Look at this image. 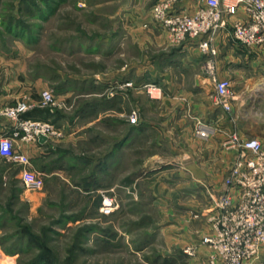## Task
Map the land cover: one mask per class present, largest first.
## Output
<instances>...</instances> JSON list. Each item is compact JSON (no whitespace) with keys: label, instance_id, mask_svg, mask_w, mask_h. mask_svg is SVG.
Wrapping results in <instances>:
<instances>
[{"label":"rangeland","instance_id":"rangeland-1","mask_svg":"<svg viewBox=\"0 0 264 264\" xmlns=\"http://www.w3.org/2000/svg\"><path fill=\"white\" fill-rule=\"evenodd\" d=\"M156 1L0 0V80L7 87L19 84L20 100L37 101L41 89L52 88L61 107H56L60 122L53 123L64 130L66 122L83 124L104 136L107 146L112 144L113 130L121 138L129 126L136 130L123 161L52 165L53 172L43 175L40 189L24 187L17 165L2 161L0 264H192L184 249H169L160 224L166 222L169 209L193 203L203 194L212 204L207 212H212L214 199L221 193L215 186L224 184L228 171L212 180L196 178L185 166L186 180H195V193L191 188L179 192L178 186L185 184L173 178L180 160L173 156L180 150L184 129L176 124L168 128L165 123L162 90L156 81L165 68L162 56L182 42L171 39L152 19L149 9ZM174 2L179 10L184 1ZM154 27L165 33L149 31ZM125 28L134 32L125 55L128 51L133 63L132 85H125L130 80L109 82L105 87L94 85V80L113 78L112 74L120 71L124 56L119 55L120 38L115 35ZM160 32L166 36L163 42L156 39ZM214 39L215 35L212 43L218 54ZM217 54L216 72L220 75ZM173 66L171 63L167 69L171 72ZM196 71L202 82L206 81L209 93L214 91L204 61ZM148 79L156 83L146 82ZM147 84L157 88L150 92ZM184 86L194 89L189 81ZM114 90L127 94L119 97L118 108H114L120 113L118 119L110 116L111 109L105 110L104 99ZM254 103L264 113V96ZM190 114L188 111L185 117ZM261 118L264 121V114ZM197 122L203 120L194 119L193 134ZM256 127L264 131V125ZM214 131L213 127L210 134ZM235 131L224 130L221 147L231 149L224 141ZM152 155L165 158L152 163L148 159ZM155 182L165 186V196L154 192ZM105 198L113 202L108 213L101 209ZM190 213L195 218L201 214L196 209Z\"/></svg>","mask_w":264,"mask_h":264},{"label":"crops","instance_id":"crops-1","mask_svg":"<svg viewBox=\"0 0 264 264\" xmlns=\"http://www.w3.org/2000/svg\"><path fill=\"white\" fill-rule=\"evenodd\" d=\"M183 1L180 4L181 8H193L197 3V0ZM243 17L242 10L229 16L225 27L217 31L214 39L216 47H218V73L222 77L230 79L234 77L232 80L234 99L231 101L230 111L225 110L220 104L216 103L215 90L209 93L210 91L206 89V81L203 83L201 75L196 71V67L206 58V55L201 52L198 46V39H187L180 45L173 47L171 52H167L162 56V66L165 68L158 73L159 76L156 81L160 90H162L160 100L165 105V107H162L161 113L166 115L164 120L167 126L176 124V128L182 127L181 129H184L182 133L183 140L179 144L180 150L177 155L173 156L180 158L178 165L174 166L178 173L174 171L173 178L185 184L182 187L181 185L178 186L180 188L179 192L181 189L189 191L190 188L193 190L191 192H196L193 184L195 180L190 182L186 180L185 166L194 172L196 178L205 176L214 178L220 173L228 171L234 159L235 151L221 147V142L225 138V135H223L224 130H237L245 138L255 136L262 142L264 141V131L256 127L258 124L264 125L263 118H261L264 113L254 103L261 101L264 96V86H261V84H264L261 82L264 78V45L245 47L231 37L230 25L233 19ZM154 30L163 31L159 27H154L149 31ZM163 32L158 34L157 41H165L166 36ZM133 33L132 30L125 28L119 35H115V37L120 38V42L117 43L120 45L119 55L123 54L124 56V61L119 64L120 71L112 74L113 78L94 80V85L105 87L109 82L124 83L126 80L133 81V76L130 73L133 63L128 51V56H125L126 47L130 45L128 43H130ZM170 62L174 65L171 72L167 69V66L171 64ZM143 67L145 68V66ZM150 80L148 79L146 82L156 83L155 79ZM187 81L192 82L194 89L191 87L186 89L184 85ZM172 90L173 92L170 93ZM112 92L110 96L104 99L106 101L105 110L109 112L111 109L110 116L118 119L120 113L116 112L114 108H118L119 97L124 98L126 93L123 94V91L116 90ZM20 93L19 84L7 87L5 81L0 80V107L3 104H14L17 100H20ZM28 100L32 101L34 99L28 98ZM58 109H61V107L58 106ZM188 111L191 114L187 118L185 114ZM198 118L213 126L214 133L204 138L194 135L191 132L192 123L194 119ZM57 121L60 122V119ZM64 125H66V128L63 137L54 141L28 142L19 137L14 139L16 146L30 156L31 167L42 172L46 177L53 172L52 165L123 161L127 148L136 138L135 126H129L124 138H121L119 134L115 135L113 130L112 144L107 146L104 136L98 133L94 134L83 124L66 122ZM11 130V120L0 115V135L10 133ZM100 135L103 140H100ZM158 158L165 157L152 155L148 159H151L153 163ZM2 161L5 160L0 158V164ZM0 177H2L1 172ZM199 188L201 191L203 190L201 186ZM215 188L217 192H221L219 190L224 188V184L216 185ZM152 189L158 195L165 196L164 185L155 182ZM202 197V199H197L190 204L177 205L174 210L169 209L166 222L161 223L159 227V230L163 233L164 242L169 249L194 247V252L189 255L192 264H207V256L211 252L208 245L199 242L201 236L211 230L206 214L212 204L209 198L207 200L206 195L203 194ZM191 209H196L198 213H201L199 218L192 216ZM251 264H264V248Z\"/></svg>","mask_w":264,"mask_h":264},{"label":"built area","instance_id":"built-area-1","mask_svg":"<svg viewBox=\"0 0 264 264\" xmlns=\"http://www.w3.org/2000/svg\"><path fill=\"white\" fill-rule=\"evenodd\" d=\"M174 4V0L154 2L149 9L152 19L176 42L198 39L206 55L204 67L213 81L216 103L230 111L234 91L230 78L216 72L217 50L212 40L217 31L225 27L228 16L242 10L244 17L233 19L230 25L231 37L245 47L263 46L264 0H197L193 8L179 10ZM125 85L130 86L132 82L126 81ZM146 86L149 91L157 88L154 84ZM38 93L37 101L22 99L0 107V115L12 122L10 133L0 135V158L17 165L18 178L29 190L42 187L43 173L31 167L30 156L16 146L14 139L33 142L44 135L46 142L64 135V129L50 119L21 116L33 106L51 111L58 107L52 88ZM134 115L132 111V120ZM212 131L213 127L205 121L197 122L194 128V134L201 138L210 136ZM224 142L236 153L224 177V188L214 199L212 212L207 217L211 230L201 236L199 242L211 249L207 264H251L264 248V145L258 137L245 138L236 131ZM112 204L105 198L101 209L108 213ZM184 252L192 255L194 247L187 246Z\"/></svg>","mask_w":264,"mask_h":264},{"label":"trees","instance_id":"trees-1","mask_svg":"<svg viewBox=\"0 0 264 264\" xmlns=\"http://www.w3.org/2000/svg\"><path fill=\"white\" fill-rule=\"evenodd\" d=\"M24 118H39V119H43V120H48L51 118L49 116H53V120H51L52 122H55L57 120V116H59L58 114V109H54L53 111H51L49 108H43V107H37L34 106L32 107L31 110L23 113L21 115ZM9 253L14 254L15 252H13V250H7Z\"/></svg>","mask_w":264,"mask_h":264},{"label":"water","instance_id":"water-1","mask_svg":"<svg viewBox=\"0 0 264 264\" xmlns=\"http://www.w3.org/2000/svg\"><path fill=\"white\" fill-rule=\"evenodd\" d=\"M46 139V137L44 136V135H40L39 137H38V140H40V141H44Z\"/></svg>","mask_w":264,"mask_h":264}]
</instances>
